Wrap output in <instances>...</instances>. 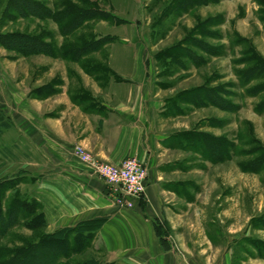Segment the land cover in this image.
<instances>
[{
    "label": "rangeland",
    "instance_id": "rangeland-1",
    "mask_svg": "<svg viewBox=\"0 0 264 264\" xmlns=\"http://www.w3.org/2000/svg\"><path fill=\"white\" fill-rule=\"evenodd\" d=\"M34 1L42 3L52 15L63 11L66 2L83 8L96 7L123 21L120 24L89 21L65 37L54 16L47 19L16 16L13 19L12 14L5 12L8 1L0 0V35L18 32L43 36L57 50L64 44L73 48L110 38L92 55L102 59L108 53L131 52L148 56L150 99H154L158 105L163 104L162 113L158 111L156 117V140L161 146L157 147L154 167L175 172L174 180L191 181L202 186V191L198 189L201 199L218 201L212 206H202L208 217L204 221L205 232L212 237L214 244L221 246L222 252L225 249L223 255L219 250L220 253L216 254L219 260L213 261V264H227L228 257L233 263L235 260H247L250 256L259 258L256 252L253 254L249 251H252L251 240L258 242L260 248L264 245V171L259 174L243 172L241 166L261 155L258 151L259 154L253 152L251 156L248 152L250 149L264 151V113L254 111L261 96L251 97L247 92L248 86H241L237 78L238 73L247 67L240 61L250 54L247 50L250 49L249 42L264 57V32L259 12L264 2L217 0L216 3L198 5L184 11L178 9L181 0ZM120 38L127 41V46H121ZM239 39H245V44L239 43ZM188 49L199 56L195 63ZM76 66L55 56L39 54L23 57L0 46V119L9 117L26 127L28 109L22 95L46 83L49 73H64L66 69ZM51 86L49 88L52 89ZM203 86L221 89L217 90L218 93L235 109L222 111L210 105L198 107L191 104L192 95L188 92ZM31 96L39 97L34 93ZM12 98L15 104H11ZM182 134H191L182 137L186 141L190 138L191 142H182L195 146V152L176 148L168 138ZM206 137H224L234 145L229 159L218 163L209 161L202 151L211 146L205 141ZM170 145H174V148L165 151L164 148ZM75 147L70 150V157L92 174V163L82 164L76 157ZM81 147L93 162H102ZM27 155V142L16 130L1 132L0 192H3V211L15 210V202L35 201L38 203L35 213L43 214L44 225L31 230L25 227L27 219L18 216L13 221V218L5 217L0 226V264H5L10 251L22 250L38 244L43 237L60 229L98 218H88L69 227L50 230L42 205L28 195L33 185L28 175L33 166L28 164ZM177 169L185 172H178ZM108 194L116 208H124L116 203L111 191ZM14 216L12 214L11 217ZM227 247L229 254L226 253ZM263 249L260 251L264 252ZM33 254L21 263L80 264L92 259L87 250L68 258L48 255L42 249L34 250ZM259 260L260 264H264V259L260 257Z\"/></svg>",
    "mask_w": 264,
    "mask_h": 264
},
{
    "label": "crops",
    "instance_id": "crops-1",
    "mask_svg": "<svg viewBox=\"0 0 264 264\" xmlns=\"http://www.w3.org/2000/svg\"><path fill=\"white\" fill-rule=\"evenodd\" d=\"M119 41L127 46L124 38ZM147 59L131 52L108 53L105 59L90 54L64 73H49L46 83L22 95L28 109L26 127L3 118L0 135L14 129L27 142L28 164L33 166L28 195L42 205L50 230L105 216L87 249L92 259L112 264H213L219 260V250L223 255L225 249L222 252L205 232L208 217L202 206L218 201L201 199L202 186L174 180L175 172L154 167L161 146L156 140V117L163 104L150 99ZM99 62L107 70H96ZM50 85L54 90L50 96H31ZM75 145L112 165L129 157L144 164V197L135 200L132 208H116L108 197L110 188L70 157ZM169 148L174 145L164 149ZM260 262L250 256L233 263L228 257L227 264Z\"/></svg>",
    "mask_w": 264,
    "mask_h": 264
},
{
    "label": "trees",
    "instance_id": "trees-1",
    "mask_svg": "<svg viewBox=\"0 0 264 264\" xmlns=\"http://www.w3.org/2000/svg\"><path fill=\"white\" fill-rule=\"evenodd\" d=\"M7 1L8 2L5 8V12H7V14H12V16H14L13 19H15L16 16H20L21 18L36 17L40 19H47L54 16L55 21L60 27L61 34H63L65 37L89 21L103 20L112 21L119 24L123 22H121L108 12H105L96 7L83 8L65 2L63 5V11L61 10L62 12L60 11L52 15L49 9L44 7L42 3L34 0ZM260 1L264 2V0ZM216 2L217 0H181V7L179 6L178 9L187 11L188 9L198 5H207ZM259 12L261 15L260 21L262 22L264 32V7H260ZM239 40V43L245 44V39ZM109 41L110 38L94 40L88 43H84L80 47L73 48L67 47V45L64 44L61 45L57 50L53 48V44H51L50 42H46L43 36L18 32L0 35V46L6 50L15 52L20 56L26 57L42 54L47 56L59 57L73 63H80L85 56L97 52L102 45L106 44V42L108 43ZM249 47L250 49L247 48V50L250 54L247 55L246 53L247 57L240 61L242 65L247 67L243 72L238 73L237 79L241 86H248L247 92L251 97H257L259 95L261 96L254 106V111L258 114H261L264 113V58L257 51L253 43L249 42ZM188 52L192 57L193 63H195L196 58L198 59L199 56L196 54L193 55V53H191L192 51L190 50ZM99 65L100 66L97 67L96 70L100 72L101 70H107L106 66H102V64ZM217 90L221 91V89L219 88L215 89L204 86L200 87L199 89L190 90L188 92L189 95H192L190 102L191 104H194V106L198 107L210 105L222 111H233L235 108L230 107V103L225 98L221 97ZM33 92L38 93L34 95H37L39 97H46L53 94L54 90L50 89L49 86H45L40 87ZM176 113L179 112L176 111ZM189 135L191 136V134ZM189 135H173L171 137L172 143L184 150L195 152L194 149L197 150V148L191 145V143H186L191 142L192 140L189 138L186 141L184 138H182ZM182 141L186 142L183 143ZM205 141L211 144V146H208L205 148V150H202L207 155L209 161L218 163L229 159L230 151L233 149L234 145L229 143L226 138L206 137ZM249 143L257 144L253 142V140L249 141ZM212 144L214 146H212ZM250 150L248 152L251 156L254 155L252 154L253 152L255 154H259L260 152L261 155H258V157L254 158L249 163H245L244 165H242L241 170L243 172L259 174L264 171V151L262 153L258 148L253 149V151L252 149ZM2 194L3 192H0V226L5 217L9 219L13 218V221H16L18 216L20 218L22 217L23 219H27L25 222V227H27L28 229L35 230L41 228L44 225L43 214L41 212L37 214L35 213V210L38 209L37 202H15V210L14 208H12L11 210H8V212H5L3 211L2 206ZM12 214H14L15 216L11 217ZM105 221L106 219L104 217L93 218L87 221L80 222L74 227L60 229L51 235H46L38 242V244L31 245L19 251H10V253H8L7 255L8 260L5 262V264H22L21 262L26 261L25 259L31 258L34 255L33 253L36 249H42L48 255L60 256L63 258H68L71 255L80 254L91 246L95 233L97 232V230H99V228ZM258 245V242L254 240L250 241V246L256 251V254L259 256V258L261 257L262 259H264V252L260 251V249L264 248V245L262 248H260V246ZM80 264L112 263H103L94 259H89Z\"/></svg>",
    "mask_w": 264,
    "mask_h": 264
},
{
    "label": "built area",
    "instance_id": "built-area-1",
    "mask_svg": "<svg viewBox=\"0 0 264 264\" xmlns=\"http://www.w3.org/2000/svg\"><path fill=\"white\" fill-rule=\"evenodd\" d=\"M75 153L82 164L92 163V174L102 180L113 194L116 203L124 208H132L135 200L145 195L146 167L137 159L129 157L120 165L105 162H93L91 156L80 145H76Z\"/></svg>",
    "mask_w": 264,
    "mask_h": 264
}]
</instances>
